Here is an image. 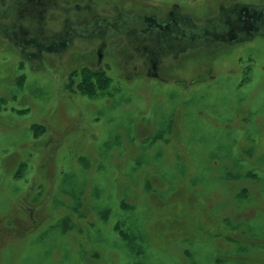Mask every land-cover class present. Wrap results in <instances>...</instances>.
Listing matches in <instances>:
<instances>
[{
    "label": "rangeland",
    "instance_id": "374dc122",
    "mask_svg": "<svg viewBox=\"0 0 264 264\" xmlns=\"http://www.w3.org/2000/svg\"><path fill=\"white\" fill-rule=\"evenodd\" d=\"M77 1L0 0V264H264V30L145 68L121 38L81 45ZM236 2L264 11L87 6H176L198 32Z\"/></svg>",
    "mask_w": 264,
    "mask_h": 264
},
{
    "label": "flooded vegetation",
    "instance_id": "af4514ba",
    "mask_svg": "<svg viewBox=\"0 0 264 264\" xmlns=\"http://www.w3.org/2000/svg\"><path fill=\"white\" fill-rule=\"evenodd\" d=\"M100 1L91 0L93 4ZM112 1L115 2L116 0ZM77 4L81 15L84 17V20L79 22L76 27L81 31V45L99 36L105 39V42L100 45V50L103 51L109 41L121 38V45H126L128 48L143 54V60L138 65L145 68L149 65L152 68L161 53L169 52L172 48L193 47L196 38H202L209 42L219 39L224 43L237 45L239 36L251 29L254 22L255 31L264 28V11L255 12L253 10L250 12L248 8H244V4L241 2L221 5L214 16H222L224 28L219 29L215 22H210L206 30L203 28L198 30V32L201 31L200 35H197L198 32L193 30L195 24L192 19L176 6L171 8L172 10L168 11L166 16L158 15V13L149 15L141 13L133 16H130L129 13L128 16H124L122 12H118V14L114 11H112L113 13L106 12L101 7L98 8V13H93V8L87 6V0H78ZM124 6H127L126 3ZM75 14L80 16L77 11ZM115 16L119 17L116 18ZM211 18H207V22ZM68 33L69 31L62 33L61 39L63 41L66 40ZM101 58L102 56L98 54V64L102 63ZM152 69H155V65Z\"/></svg>",
    "mask_w": 264,
    "mask_h": 264
},
{
    "label": "water",
    "instance_id": "95a60500",
    "mask_svg": "<svg viewBox=\"0 0 264 264\" xmlns=\"http://www.w3.org/2000/svg\"><path fill=\"white\" fill-rule=\"evenodd\" d=\"M242 7H243V6H242ZM244 8H248V9L250 10V12L253 11V10H254L255 12H258V11L261 10V8L256 7V6L253 7V6H246V5H244ZM262 11H263V10H262ZM254 30H255V22L253 23V27H252L251 29H249V30L243 32V34L240 35L239 38H245V37H250V36H252ZM263 30H264V28H263ZM263 30L255 31V35H258V34L262 33Z\"/></svg>",
    "mask_w": 264,
    "mask_h": 264
},
{
    "label": "trees",
    "instance_id": "16d2710c",
    "mask_svg": "<svg viewBox=\"0 0 264 264\" xmlns=\"http://www.w3.org/2000/svg\"><path fill=\"white\" fill-rule=\"evenodd\" d=\"M97 75H101L100 73H97ZM87 78H85V80L84 79H82V81L80 82V84H82V92H86V93H89L88 92V90H90V88H89V82L86 80ZM84 80V81H83ZM93 83V82H92ZM97 84H96V86L95 87H93V89H94V92L97 90V89H102V85H101V83H99V82H96ZM79 84V85H80Z\"/></svg>",
    "mask_w": 264,
    "mask_h": 264
}]
</instances>
